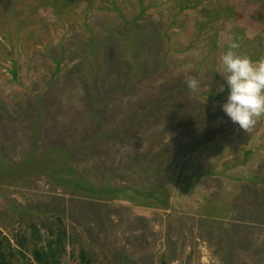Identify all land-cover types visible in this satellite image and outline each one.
<instances>
[{
    "label": "rangeland",
    "instance_id": "374dc122",
    "mask_svg": "<svg viewBox=\"0 0 264 264\" xmlns=\"http://www.w3.org/2000/svg\"><path fill=\"white\" fill-rule=\"evenodd\" d=\"M232 44L264 60V0H0V264H264Z\"/></svg>",
    "mask_w": 264,
    "mask_h": 264
},
{
    "label": "clouds",
    "instance_id": "9594fccd",
    "mask_svg": "<svg viewBox=\"0 0 264 264\" xmlns=\"http://www.w3.org/2000/svg\"><path fill=\"white\" fill-rule=\"evenodd\" d=\"M235 47V44L230 45L221 57V67L217 73L221 74L224 83L219 85L217 91H227V98L220 105L221 111L232 123L247 132L259 117L264 116V60L253 62L247 56L237 55L232 50ZM188 87L198 94L201 85L193 78L188 82Z\"/></svg>",
    "mask_w": 264,
    "mask_h": 264
},
{
    "label": "trees",
    "instance_id": "16d2710c",
    "mask_svg": "<svg viewBox=\"0 0 264 264\" xmlns=\"http://www.w3.org/2000/svg\"><path fill=\"white\" fill-rule=\"evenodd\" d=\"M48 248L50 249L51 248V244L49 243L48 244ZM36 254H34V259H37V257L35 256ZM83 256V254H82ZM84 259V258H83ZM10 263V261H8V264ZM91 261L90 260H87L86 263L84 262V264H90ZM160 264H166L164 261H159Z\"/></svg>",
    "mask_w": 264,
    "mask_h": 264
},
{
    "label": "crops",
    "instance_id": "0c3cea01",
    "mask_svg": "<svg viewBox=\"0 0 264 264\" xmlns=\"http://www.w3.org/2000/svg\"><path fill=\"white\" fill-rule=\"evenodd\" d=\"M237 225H238L239 227H241L240 224H237ZM246 226H247V225L244 224L241 228L244 229V228H246Z\"/></svg>",
    "mask_w": 264,
    "mask_h": 264
},
{
    "label": "bare ground",
    "instance_id": "6f19581e",
    "mask_svg": "<svg viewBox=\"0 0 264 264\" xmlns=\"http://www.w3.org/2000/svg\"><path fill=\"white\" fill-rule=\"evenodd\" d=\"M2 192V191H1Z\"/></svg>",
    "mask_w": 264,
    "mask_h": 264
}]
</instances>
